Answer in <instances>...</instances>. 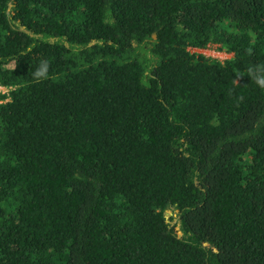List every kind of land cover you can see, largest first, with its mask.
<instances>
[{"label":"trees","instance_id":"obj_1","mask_svg":"<svg viewBox=\"0 0 264 264\" xmlns=\"http://www.w3.org/2000/svg\"><path fill=\"white\" fill-rule=\"evenodd\" d=\"M0 86V264H264V0H0Z\"/></svg>","mask_w":264,"mask_h":264},{"label":"rangeland","instance_id":"obj_2","mask_svg":"<svg viewBox=\"0 0 264 264\" xmlns=\"http://www.w3.org/2000/svg\"><path fill=\"white\" fill-rule=\"evenodd\" d=\"M191 53L195 54H203L209 58L224 62L232 57V55L225 54L224 52H220L217 46H210L207 50H191ZM165 217L168 222L174 225L175 221H170L172 217L175 219V215L172 212H166Z\"/></svg>","mask_w":264,"mask_h":264},{"label":"built area","instance_id":"obj_3","mask_svg":"<svg viewBox=\"0 0 264 264\" xmlns=\"http://www.w3.org/2000/svg\"><path fill=\"white\" fill-rule=\"evenodd\" d=\"M9 92H10V88H4V87L0 86V96L5 95L7 97L5 100H0V105L8 102Z\"/></svg>","mask_w":264,"mask_h":264},{"label":"crops","instance_id":"obj_4","mask_svg":"<svg viewBox=\"0 0 264 264\" xmlns=\"http://www.w3.org/2000/svg\"><path fill=\"white\" fill-rule=\"evenodd\" d=\"M198 51H200V50H198Z\"/></svg>","mask_w":264,"mask_h":264}]
</instances>
